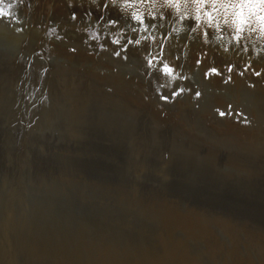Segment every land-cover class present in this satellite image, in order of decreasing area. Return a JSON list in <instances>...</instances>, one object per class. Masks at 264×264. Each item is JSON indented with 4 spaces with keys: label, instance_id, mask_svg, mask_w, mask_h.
Wrapping results in <instances>:
<instances>
[{
    "label": "rangeland",
    "instance_id": "1",
    "mask_svg": "<svg viewBox=\"0 0 264 264\" xmlns=\"http://www.w3.org/2000/svg\"><path fill=\"white\" fill-rule=\"evenodd\" d=\"M13 2L12 18L0 17V221L13 249L26 248L12 252L7 240L0 264H49L27 246L49 252L70 237L80 252L90 244L101 252L118 235L159 238L158 226L197 232L188 214L246 226L257 218L264 228V156L255 158L264 142V0H217L226 7L212 23L211 0L204 9L192 0L199 21L181 0H157L155 9L153 0H132L134 9L124 10L121 0ZM56 4L63 7L54 11ZM133 10L144 13V25ZM240 14L247 23L237 32ZM242 167L258 177L239 176ZM179 236L174 245L163 236L171 264H186L188 239Z\"/></svg>",
    "mask_w": 264,
    "mask_h": 264
},
{
    "label": "bare ground",
    "instance_id": "2",
    "mask_svg": "<svg viewBox=\"0 0 264 264\" xmlns=\"http://www.w3.org/2000/svg\"><path fill=\"white\" fill-rule=\"evenodd\" d=\"M48 4H50V3H48ZM48 4H46V5H48ZM56 7L59 9V8H62L63 5L56 4L54 11L57 10ZM261 74H264V72ZM258 78H260V77H258ZM105 81H106V79H105ZM263 83H264V79H263ZM123 84H125V83H123ZM123 84H121V85H123ZM126 84H127V82H126ZM126 86H124V87H126ZM124 87H123V89H125ZM115 88L117 89L118 87H115ZM260 102H262V105H263L264 99H263V101L261 100ZM256 113H259V112H256ZM254 116H256V115H254ZM258 117L256 116L255 118H258ZM259 119H260V121H258V122H261L262 126H264V114L262 116H260ZM252 120H255V119L253 118ZM256 120H258V119H256ZM255 126L256 125H254V127ZM254 127H252V128H254ZM257 127L258 126H256V128ZM259 128H260V126H259ZM252 130H254V129H252ZM230 131H231V129H230ZM224 132H225V130H224ZM229 133H227V134L231 135V137L234 134V133H231V134H229ZM250 133H251V131H250ZM255 133L256 132L254 130V134ZM259 133H261V132H259ZM256 135H259V134L256 133ZM242 137H243V135H242ZM261 137H264V136H260V138ZM227 138H229V137H227ZM236 138H238V135ZM244 138H246V136H244ZM239 140H242V139H239ZM239 140H238V142H239ZM250 140L251 139H249V141ZM255 140H257V139H255ZM255 140H253V142H255ZM262 140L264 141V139H262ZM234 141H232V143ZM257 141L261 142V139L257 140ZM238 142L237 143L235 142V144L237 146H238V144H240ZM229 143L231 144V142H229ZM263 143L264 142H262V147L260 146L263 149L257 154L258 156L255 155V158H262V156H264V144ZM248 144H249V142H248ZM239 146H241V145H239ZM243 146L246 147L247 145L246 146L243 145ZM244 147H243V149H244ZM251 147L252 146H250V148ZM241 149H242V147H241ZM259 150H260V148H259ZM255 151H256V149H255ZM248 158H251V156ZM210 160H211L210 162L214 163L215 159H214V157H212ZM254 170H256V169H253L250 167L249 168L242 167L240 169H237V174L239 176H244L245 178H248V179L251 178L252 179L254 177H258L259 172H260L259 170H256L257 172ZM263 200H264V198H263ZM149 208H151V207L149 206L148 208H145V209L147 211L149 210L153 214H155V209L154 208L149 209ZM140 215H142V216H140V218L142 219L143 222L152 221L150 218L146 217L148 215H146V214H140ZM187 216L191 219H194L195 223L197 224L196 225L197 226V232H191L188 230L187 231L181 230L179 232L171 233L168 230L169 228H164V227L158 226L160 228V233L157 234L159 236V238L158 237H156L155 239L148 238L146 234H148L149 232L148 233L140 232L139 233L140 236H138L136 238H130V236H127V235L126 236L123 235V237L121 235H118L115 238H113L111 241L104 242L103 250L101 252H98L96 244H90L88 247L85 248V250L83 248V252H80L82 250V247H83L82 244H80V243H77L75 246L70 247L69 245L74 240V238H72V237H70L69 243L66 244V246H64L63 248H59V247L55 246L49 252H45L44 247L32 248L31 246H27V249L30 251V254L34 257L48 256L51 259V262L49 264H171L170 263L171 260L169 259L170 258L169 253H168V255H166L164 253V251L169 250L164 243L165 239L163 236L165 234L169 238V241H170L169 243L173 244V245L180 243L179 239L182 237H180L179 235H182L183 237H185V239H188V242H186L187 244H186L185 251H181L182 252L181 254L183 256L182 259L185 260L186 264H188V263H192V264L199 263L200 264L202 262L201 258L203 255L207 256V257L211 256V258L213 259V262L216 264H254V262H256V261H262V260L264 261V228L262 227L263 223H262L261 219L259 220L256 218L252 221V223H251L252 226H246V225H243L239 222L237 223L236 222L237 220H231L228 217H222L219 215H208V214L193 215V214H188ZM259 218H261V217H259ZM141 219H138V220H141ZM143 222H142V224H143ZM146 224H148V223H146ZM256 225H259L261 227L257 228ZM129 226H131V225H129ZM161 228H163V230ZM164 230H166L165 233H163ZM125 231H128V229L126 228ZM130 231H131V229H130ZM22 232L19 233L18 238L22 237ZM158 232L159 231H157V233ZM7 240L10 243L9 247L11 248L12 252H16L18 250H22V249L26 248V246H20L19 245V246H17L16 249H13L14 243H12L11 239H9V237L7 236L5 227H4L3 223L0 221V247L4 248L6 243H7ZM96 240L97 239H94V241H96ZM17 241H19V240H17ZM17 241H16V243H17ZM93 243H95V242H93ZM116 243L118 245L117 247L114 246V244H116ZM252 246H255L256 248L252 249ZM259 250L263 251L262 255H260L259 253L257 254V252ZM255 255H259V256H257V258L260 257L261 259L253 262L252 256H255ZM180 258H181V256H180ZM12 262H13V260H7V263H12ZM174 262L178 263L179 261L178 262L174 261ZM181 263L182 262L180 260L179 264H181Z\"/></svg>",
    "mask_w": 264,
    "mask_h": 264
},
{
    "label": "snow or ice",
    "instance_id": "3",
    "mask_svg": "<svg viewBox=\"0 0 264 264\" xmlns=\"http://www.w3.org/2000/svg\"><path fill=\"white\" fill-rule=\"evenodd\" d=\"M91 2L93 4H96L97 3V0H91ZM7 4L8 5V8H9V11L7 13H4L2 16L0 17H7V18H12V9H14L16 7V4H14L13 0H0V11H2L3 9V6ZM111 4L113 6H116L115 3H114V0H112ZM141 6H143L144 4L141 3L140 4ZM206 5H209V0H203V4H202V7L203 9L205 8ZM211 5H213L211 7V11H206L205 12V15L208 17V21L209 23H212L213 22V13L215 12H218L220 11V8L222 7H226V5H223V4H220L218 5L217 4V0H211ZM109 5L108 3H105L104 4V7L107 8ZM161 7L165 6L164 3H162L160 5ZM121 10H124V9H134L133 7V4H132V0H121ZM157 7V0H153V2L151 3V8L152 9H155ZM148 15L152 18V19H155L156 17L152 15V12L149 11ZM226 15V13H225ZM130 17L131 19L134 21V22H139L141 25H144L145 24V19H144V13L142 11H137V10H133L131 11L130 13ZM73 19H76V17H73ZM197 21L200 20V15L198 14L197 17L195 18ZM262 22H264V18H261ZM116 21H113L112 24L113 25H116ZM227 23V21H226ZM247 23V21L243 18V14H240V16L234 18L232 20V24L235 25V30H237V32H239L240 30H242V28L245 26V24ZM53 31H55V29H53ZM145 31H147V29H145ZM89 37L94 39L96 34L94 32H89ZM237 40L240 39L239 35L236 37ZM112 44H115V45H119L120 44V40L117 39V40H112L111 41ZM127 43L129 45H131L133 43V40L129 39L127 41ZM135 44L139 45L141 43V40L140 39H136L134 41ZM73 51H75V49H73ZM126 51V49H125ZM121 53L120 52H115V56L117 57H120ZM146 58V57H145ZM147 63L149 64V66H151L153 64V61L152 60H147ZM164 71L166 73H170L172 71L171 68H169L168 66H165L164 68ZM213 72H217V69L213 68L212 69ZM229 71H232L231 68H229ZM257 75H259V73H257ZM173 79H175V76L172 77ZM173 95H178V93H173ZM199 95V93H197V96ZM162 99L164 100H167L168 97L167 96H162L161 97Z\"/></svg>",
    "mask_w": 264,
    "mask_h": 264
},
{
    "label": "clouds",
    "instance_id": "4",
    "mask_svg": "<svg viewBox=\"0 0 264 264\" xmlns=\"http://www.w3.org/2000/svg\"><path fill=\"white\" fill-rule=\"evenodd\" d=\"M118 2H119V0H114V3L117 5H118ZM164 5L168 8L176 11V7L174 4L168 5V4L164 3ZM209 6L212 7L213 5L210 4ZM261 7H264V6H261ZM6 8H7V5H5V9ZM180 8H181V10H184L186 15H192L194 18H196L199 11L201 10V5L199 3H192V0H188V3L184 4L183 0H181Z\"/></svg>",
    "mask_w": 264,
    "mask_h": 264
}]
</instances>
